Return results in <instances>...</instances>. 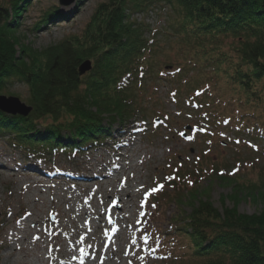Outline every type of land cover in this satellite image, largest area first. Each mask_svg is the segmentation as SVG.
I'll return each instance as SVG.
<instances>
[{
  "label": "trees",
  "instance_id": "16d2710c",
  "mask_svg": "<svg viewBox=\"0 0 264 264\" xmlns=\"http://www.w3.org/2000/svg\"><path fill=\"white\" fill-rule=\"evenodd\" d=\"M29 2L0 0V95L16 79L26 84L32 106L26 117L0 112V139L22 160L69 158L111 138L114 125L124 128L144 120V105L155 97L149 86L157 81L175 83L168 94L178 105L185 104L181 109L188 110L191 126L204 119L264 142V0H103L82 32L42 49L33 48L19 30ZM166 5L173 15L170 31L161 33L179 57L174 63L157 59L162 49L156 34L132 17ZM51 11H44L27 31H41L56 18L65 21L66 15ZM84 60L92 68L79 75ZM188 70L204 73L206 80L190 86L183 77ZM232 166L195 167L201 179L206 173L208 182L232 186L234 198L230 206L223 195L218 208L208 197V187L197 189L195 180L185 185L190 194L184 202L191 210L182 221L186 230L176 229L181 240L170 245L172 252L182 253L175 261L264 264V210H238L243 197L264 205V184L262 189L246 188L239 184V168L231 172Z\"/></svg>",
  "mask_w": 264,
  "mask_h": 264
},
{
  "label": "rangeland",
  "instance_id": "374dc122",
  "mask_svg": "<svg viewBox=\"0 0 264 264\" xmlns=\"http://www.w3.org/2000/svg\"><path fill=\"white\" fill-rule=\"evenodd\" d=\"M101 1L75 0L69 6H61L59 0H30L20 17L19 30L26 34L33 48H45L63 37L82 32ZM48 9L66 15L65 21L56 18V23H45L41 31H27L26 28H31ZM172 15L166 5L161 9L154 6L152 11L135 13L132 17L156 34L154 37L162 49L157 59L174 63L179 57L168 49L171 40L161 33L170 31ZM145 34L149 37L150 31ZM230 42L224 39L223 43ZM202 74L188 70L183 77L187 76L193 86L206 80ZM173 85V82L159 81L150 84L155 97L144 105L142 126L136 127L134 123L118 128L114 125L111 130L118 132L112 138L69 158L56 155L48 159L49 164L41 160L28 164L26 159L22 160L17 153L5 148L7 146L0 139V264H181L180 260L173 259L180 257V250L172 252L168 249L176 239L181 240L176 229L186 230L182 221L191 206L184 202L190 194L185 185L190 186L195 180L199 183L197 189L208 187V197L218 208H221L219 200L223 195L230 206L234 198L232 186L208 182L205 170L201 179L197 176L196 166L209 170L212 166L223 169L232 164L231 172L236 168L240 170L239 184L246 188L248 185L263 188L264 143L252 134H240L221 125L207 127L203 124L200 128L204 131L192 127L185 129L191 118L187 116V109H181L185 104L178 105L171 100L167 88ZM185 87L191 92L189 86ZM2 92L29 105L28 88L21 81L8 82ZM165 115L169 116L165 124L155 122L154 119H163ZM206 129L215 134L208 135ZM116 150L127 156L122 173L115 172L109 180L114 187L132 186L135 189L134 197L125 202L123 211H119L120 205L113 206L114 200L98 195L107 194L110 187L99 180V168L106 165L112 169L111 157ZM187 172L195 175L188 176ZM182 174L183 177H179ZM173 177L175 180L170 181ZM154 188L158 190L152 192ZM238 202V210L243 213L264 210L259 200L243 197ZM108 209L110 216L116 215L120 222L111 236L112 242L104 232L110 228V221L103 224L99 217V213L108 214ZM81 232L86 235V243L92 246L85 252L88 257L81 254V245L77 243ZM52 235L59 239L58 245L54 242L48 245ZM23 237L28 239L24 241ZM31 238L34 240L30 241ZM99 249L106 250L105 260L99 258ZM52 251L57 252L53 260L48 257ZM73 254L83 260H71ZM63 256L68 257L69 263L59 261Z\"/></svg>",
  "mask_w": 264,
  "mask_h": 264
},
{
  "label": "bare ground",
  "instance_id": "6f19581e",
  "mask_svg": "<svg viewBox=\"0 0 264 264\" xmlns=\"http://www.w3.org/2000/svg\"><path fill=\"white\" fill-rule=\"evenodd\" d=\"M115 155L111 157V168L112 169H108V167L106 165H103L101 166L99 169V172H100V175L99 176V180L100 181H104L105 183L109 184L110 187L107 191V194H98L99 196H103V197H107V199L109 200H114V204H118L121 206V208L119 209V211H123L124 210V204L125 202L127 201H131L132 198L134 197V193H135V189H133L132 186H129V187H125V186H119V187H114L112 185V182L109 180L110 177H112V175L115 173V172H120L119 174L122 173V168H123V162L126 158V154H123L121 153V151H115L114 153ZM130 167H133L132 165H130ZM96 175V174H95ZM123 175V174H122ZM121 175V176H122ZM31 196H34V193L31 194ZM34 199H36V197H34ZM108 212L105 213V212H102V213H99V217L102 218V223L105 224L106 221H110V228H107V229H104V232L108 235V238H110L109 241H113V238H111V236L113 235V232L115 230L118 229V226L120 224V222L118 223L117 222V216L114 215V216H110L111 214V211L110 209L106 210ZM121 218H123L121 216ZM88 223V222H86ZM33 224H36V223H33ZM89 225V223H88ZM54 233V232H53ZM86 235H84L82 232L80 233V235L77 237V243H79L81 245V254L83 255H86L85 252L87 250H89V248H92V246H90L89 244L86 243ZM24 241L26 239H28V237H23ZM31 240H34V238H31ZM49 242H48V245H51L53 242L58 245L59 244V239H55L54 236H50L49 237ZM57 249H59L57 247ZM99 252H100V255H99V258L102 260V259H106L107 258V253H106V250L105 249H99ZM111 256H114L113 253H111ZM51 260H53L54 258L57 257V252L56 251H52V253L48 256ZM86 257H88L86 255ZM68 257H65L63 256L62 259H60L59 261L61 262L62 260L65 262V263H69V261H67ZM85 258V256L83 257ZM104 259V260H105ZM71 260L73 261H82L83 259L81 257H78V254H73L72 255V258Z\"/></svg>",
  "mask_w": 264,
  "mask_h": 264
},
{
  "label": "water",
  "instance_id": "95a60500",
  "mask_svg": "<svg viewBox=\"0 0 264 264\" xmlns=\"http://www.w3.org/2000/svg\"><path fill=\"white\" fill-rule=\"evenodd\" d=\"M75 0H59L61 6H69L74 3ZM92 68L90 60H84L78 66V74L83 75ZM32 111L31 105H26L19 98L13 96L0 95V112L11 116L26 117Z\"/></svg>",
  "mask_w": 264,
  "mask_h": 264
},
{
  "label": "snow or ice",
  "instance_id": "6c2138e0",
  "mask_svg": "<svg viewBox=\"0 0 264 264\" xmlns=\"http://www.w3.org/2000/svg\"><path fill=\"white\" fill-rule=\"evenodd\" d=\"M160 187H162V185H161ZM157 190H158V189H155V188H154V189H152L151 191L154 192V191H157ZM153 207H155V205H153Z\"/></svg>",
  "mask_w": 264,
  "mask_h": 264
}]
</instances>
